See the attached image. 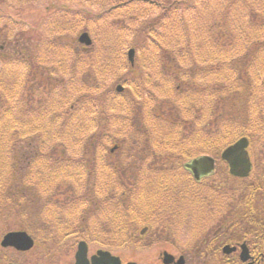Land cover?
Wrapping results in <instances>:
<instances>
[{"label": "trees", "instance_id": "1", "mask_svg": "<svg viewBox=\"0 0 264 264\" xmlns=\"http://www.w3.org/2000/svg\"><path fill=\"white\" fill-rule=\"evenodd\" d=\"M0 3L40 21L19 33L36 42L29 55L0 47L1 220L13 211L24 217L27 196L64 195L55 207L42 208L44 221L57 227L42 235L57 245L68 235L98 240L85 232L90 218L75 217L78 203L97 205L102 197L98 209L105 206L112 222L104 233L116 235L103 244L131 243L139 223L133 215L147 197L169 213L188 181L193 203L203 205L202 196L216 200L184 165L204 154L219 156L247 136L251 183L240 188L244 199L224 212L239 213L242 237L264 250V158L255 160L251 149L258 135L264 144V0ZM84 31L91 45L78 42ZM68 150L75 157H66ZM140 155H151L157 169L162 163L174 170L153 177L146 160L135 165ZM63 183L74 190L61 192Z\"/></svg>", "mask_w": 264, "mask_h": 264}, {"label": "rangeland", "instance_id": "2", "mask_svg": "<svg viewBox=\"0 0 264 264\" xmlns=\"http://www.w3.org/2000/svg\"><path fill=\"white\" fill-rule=\"evenodd\" d=\"M34 15H37V13H34ZM33 21H36L35 23L40 22L39 19L31 18L30 15H27L26 13L20 14L18 16L15 4H9V7H6L5 5H3V3H0V47L4 48V50H6L7 52L21 49L23 51L21 55H29L28 52L31 49L36 48V42L29 44L30 42L23 40V37H20L19 33H21L23 30L30 29L28 22L31 23ZM40 31L42 32V28L40 29ZM79 35L80 34L77 33L76 37L78 38ZM35 37L39 38L38 35H35ZM18 38L20 42H18ZM252 147V154H255V160L256 155H259L260 157L261 155H263L264 158V144L262 137H260L259 135L254 137ZM54 150V154H58V152H60V149L58 150V148H54ZM212 156L216 160L215 170L209 177H206L204 181L200 183V189H202L205 193H214L216 200L210 202L208 200L210 199L209 197L202 196L199 198V200H202L203 205L193 203V200H191L192 198L188 196V192H191L192 194L193 188H191V185L188 186V181H183L187 188H184V190L186 189L184 196H188V225L185 224V221H187V214H185L182 218L176 219L175 222L172 221V223H175V225L170 222L167 223L169 227L179 225L183 228V231L184 228L188 227V239H192L194 247L197 245V248H195L194 250L191 249L192 253L196 252L199 247L198 244H201V241L205 239V237L215 234L223 224L237 222L239 213L224 211L228 210L229 207H236V203H239L244 199V189L241 191L240 188L247 187L251 183L249 179H242L231 175L226 162L221 159V155ZM66 157H75V155L71 150H68L66 153ZM141 157V155L136 157L135 165L137 166L141 161L146 160V162L143 163L144 168H146L145 171H154V173H152L153 177L159 176V173H161L162 176V172L160 171L161 169H165L168 172L174 170V165L165 167V165L162 163L160 165V168L157 169L158 166H156L152 162L154 158H152L151 155H149L147 158ZM186 174L188 175L187 171ZM147 175L148 174H146V176ZM87 184L88 183H86V185ZM62 186L63 188L60 189L62 190L61 192H63L64 187L65 189L68 188L69 190H74V187L72 185H69L68 183H63ZM176 186L180 191L178 185ZM81 187L77 188L78 193L82 191ZM223 189L228 190L224 191ZM169 195L177 196V194L173 193H169ZM27 197L28 202L23 203L25 204L26 209H28L29 211L24 215V217H22L21 213L13 211L10 212L8 216H3V220L0 219V244L3 236L9 231L26 230L34 238L35 245L31 250L27 252H18L14 248L3 249L1 247L0 261H2L3 264H7L9 262H13L15 264H71L72 262H74L75 251L77 249L78 242L81 239L78 238V235L75 236L76 238L73 235L65 236L62 240H60L59 245H57L56 242H51L49 236L44 237V235H42L45 230H57V227L55 225L49 226V224L44 221V210L42 208H45L47 205L51 204H54L55 207L56 204L64 201L65 196L58 194H54L53 196H50L49 194H43L39 196L36 194L33 196V198H30L29 196ZM94 200L96 201V199ZM216 201L219 202V205L215 204ZM102 202L103 198L99 197L97 198V205L89 204V202L85 204H77L75 221L83 222V220L85 221V219L87 220L88 218H90L89 220H87L88 223L86 225L85 232L98 237V240H88L92 248L95 250L98 248L110 250L112 253L122 257L124 261L131 260L132 262H138L139 264H159V251L161 252V249H163V247L166 245H161L162 247L160 245L154 246L152 244V239H154V237L157 235L156 229L161 226V221H157V219H146V213L144 212L133 215L140 222L138 226H135V228L132 227L133 231L131 230V232H134V242L129 244L124 243L116 247H111L110 245L103 244L104 240H109L111 237H114L116 235L109 231V235L104 233L105 229L109 230L111 220L109 221V219L106 217L107 213H105L106 211L104 210L105 206H103V208L101 209H98V205H101ZM259 202H264V197H261L259 199ZM141 203L142 202H140L139 204ZM196 209L199 211V213L196 211ZM218 211H221L220 216L217 219L209 220L210 213ZM64 215L67 214L64 213ZM146 225L150 226V229H148L150 232L141 234L142 229ZM240 230L243 231L242 228H240ZM137 240L140 241L139 245H136L135 243V241Z\"/></svg>", "mask_w": 264, "mask_h": 264}, {"label": "flooded vegetation", "instance_id": "3", "mask_svg": "<svg viewBox=\"0 0 264 264\" xmlns=\"http://www.w3.org/2000/svg\"><path fill=\"white\" fill-rule=\"evenodd\" d=\"M203 176L204 175H202V177ZM186 202V207L188 208L187 199ZM147 209H159V205L156 202L152 203L149 207L142 205V211ZM160 213L164 216L168 214L167 212ZM170 214L168 216H170ZM186 214V224L188 225V211ZM175 215H177V213L173 212L172 216ZM160 225L161 226L156 229L157 235L152 239V244L154 246L166 245L161 249V252L159 251V264H264V250L262 251V245L249 244L247 240L240 235V228L235 226V223H225L215 234L205 237V239L201 241V244H198L199 247L194 253L191 252V249L194 250L197 248V245L194 247L192 239H188V227L183 231V229L167 227L166 222H162ZM147 227L150 229L149 225H147ZM147 232L150 231L147 230L146 233ZM87 243L88 261L89 264H93L92 257L102 248L95 250L88 241ZM243 243H245V245L242 247ZM1 247L2 246H0V248ZM3 249L10 248L4 247ZM121 260L122 264H134L131 260L124 261L122 257ZM10 263L13 262L7 264ZM0 264H3V262L0 261ZM71 264H75V255L74 262ZM99 264H111V262L108 263L106 260H102Z\"/></svg>", "mask_w": 264, "mask_h": 264}, {"label": "water", "instance_id": "4", "mask_svg": "<svg viewBox=\"0 0 264 264\" xmlns=\"http://www.w3.org/2000/svg\"><path fill=\"white\" fill-rule=\"evenodd\" d=\"M79 41L85 44L90 45L92 39L88 32H84L79 37ZM135 49L129 51V58L134 62ZM118 91H122L123 87L120 85L117 87ZM249 139L243 137L239 139L233 145H230L222 154L223 159H225L230 165V172L233 175L246 177L250 174L252 170V162L249 157L248 148ZM214 159L203 156L197 159H194L192 163L188 164V167L192 169L194 175L197 179L200 178L201 174H207L212 171L214 168ZM2 245L13 246L18 250L26 251L31 249L34 246V239L25 231H13L9 232L4 236L2 240ZM88 246L85 241L80 242L79 249L76 253V264H89L88 258ZM101 257V258H99ZM106 260L111 264H120L121 260L117 256H112L110 252L99 251L97 256H93V264H99L100 261ZM135 264V263H134Z\"/></svg>", "mask_w": 264, "mask_h": 264}]
</instances>
